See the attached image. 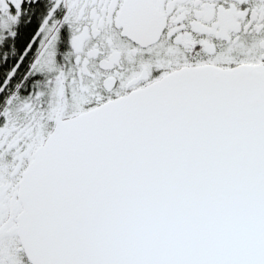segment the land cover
I'll list each match as a JSON object with an SVG mask.
<instances>
[{
	"label": "snow or ice",
	"instance_id": "6c2138e0",
	"mask_svg": "<svg viewBox=\"0 0 264 264\" xmlns=\"http://www.w3.org/2000/svg\"><path fill=\"white\" fill-rule=\"evenodd\" d=\"M0 264H264V0H0Z\"/></svg>",
	"mask_w": 264,
	"mask_h": 264
}]
</instances>
